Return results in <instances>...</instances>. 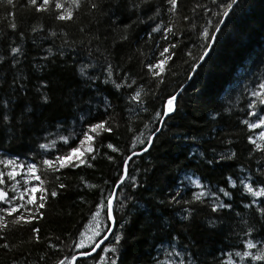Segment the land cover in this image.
I'll list each match as a JSON object with an SVG mask.
<instances>
[{
  "label": "trees",
  "instance_id": "trees-1",
  "mask_svg": "<svg viewBox=\"0 0 264 264\" xmlns=\"http://www.w3.org/2000/svg\"><path fill=\"white\" fill-rule=\"evenodd\" d=\"M14 3V9L0 7V17L8 11L15 13L14 17L0 19V55L6 57L0 66V76L4 78L0 81V96L11 97L14 114L29 107L34 115L23 127L13 119L10 132L0 128V155L38 161L39 153L43 151L38 145L46 142V134L56 133L59 126V131L67 135L66 129L79 127L81 115L84 116L83 123L108 119L112 132L96 138L94 160L85 157L84 165L42 176L49 192L44 208L40 209L42 215L23 226L10 224L8 230L0 233L4 237L0 239V245H9L8 248L0 247V264H55L59 258L70 256L72 249L68 245L91 220L101 190L107 193L118 182L123 158L145 149L152 132L155 135L151 146L128 162V177L136 178V187H132L130 178H125L117 189L119 199L115 201L113 215L115 228L100 249V255L115 258L117 264H156L157 261L167 264L169 259H175L177 264L180 259H184L185 264H219L227 260L224 253L235 256L236 251L245 250L241 241L247 238L242 232L246 226L240 223L241 217L264 235L261 227L264 220L254 209L243 207L255 198L244 193L239 184L240 178L252 175L255 179L258 170L264 168V157L251 151L252 146L246 139L249 130L240 123L247 118V104L253 99L248 92L264 80V0H239L238 7L230 12L217 35L213 24L221 17L212 15L218 9L211 0H177L174 16L165 11L168 5L163 4V0H150L148 7L140 13L145 23L133 24L128 30V39L123 42L118 37L123 33V23L129 22L128 15L121 16L117 22L119 27H116L110 26L107 18L99 13L95 14V19L85 15L86 9L82 8L75 23L65 24L55 21L47 13L21 7L26 0H14ZM108 3L109 0H104L105 8ZM198 3L211 11L196 8ZM157 6L161 10L160 16L148 21L147 16ZM132 19H136L135 14ZM9 20L16 23L15 30L7 26ZM169 20L174 24L176 35L162 31L149 35L151 26L161 23L163 28ZM36 25H43V31L33 33L31 29ZM80 26H85L86 33L91 28L92 34L99 35L100 39H93L89 44V37L79 31ZM62 28L68 33L69 41H77L74 46L62 47ZM205 28L214 34L215 40L209 51L210 46L207 48V56L198 64L205 45H211L213 41L201 36ZM49 31L57 32V37L49 36ZM20 33H23V40ZM162 35H167L168 39H162ZM114 39L117 40L115 45ZM81 40L83 44L79 43ZM173 44L175 47L169 49L173 53L172 59L164 65L163 83L156 87V81L146 75L143 64L154 60L160 50ZM17 45L21 46L23 55L13 66L9 49ZM106 63L113 65L112 79L117 83L121 78L127 83L135 78L136 83L120 90L111 81L104 83L106 74L102 66ZM83 64L94 65L87 70V76L95 79L90 81L79 74L78 68ZM125 72L128 77H124ZM14 77L22 78L20 84L24 85V91L19 90V84L12 85ZM41 82L47 87L38 92ZM138 87L144 88L142 96L146 112L128 100V95ZM181 88L176 112L156 131L163 116L156 118L155 112H162L167 97L177 94ZM41 92L48 95L47 104L41 101ZM105 99L110 107L106 108L102 103ZM129 108L134 111L130 112ZM136 136L145 143H134ZM108 143L119 151L108 149ZM233 152L232 159L219 160V155ZM108 156L113 159L109 160ZM214 156L219 162L208 164ZM186 175L198 178L206 190L223 187L230 191L231 198L218 195L224 202L232 203L233 209L212 213L208 203L170 204L172 190ZM229 176L237 181V188L226 183ZM85 182L95 187H88ZM183 183L188 185L183 190L185 199H190L188 189L199 191L186 180ZM58 184L65 187L58 188ZM53 189L57 191L54 198L50 195ZM186 208L191 209L189 220L183 219ZM100 219L104 229L103 210ZM209 219L215 221L214 226L209 227ZM107 226L111 227L110 221ZM33 227L38 229L36 234L31 231ZM106 233L102 231L97 241ZM115 234L121 235L117 251L104 253V247L115 244ZM170 252H180L181 256L169 257ZM94 257L95 260L90 258L91 264L99 260V255ZM245 260L243 264H264L247 257ZM83 261L80 259L78 264Z\"/></svg>",
  "mask_w": 264,
  "mask_h": 264
},
{
  "label": "snow or ice",
  "instance_id": "snow-or-ice-1",
  "mask_svg": "<svg viewBox=\"0 0 264 264\" xmlns=\"http://www.w3.org/2000/svg\"><path fill=\"white\" fill-rule=\"evenodd\" d=\"M213 6L218 9V11L212 12L213 16L221 17L213 24V28L216 32L220 30V25L224 24V19L230 16V12L234 11L239 5V0H211ZM150 0H109L108 7H104V0H26L24 5L21 7H28L34 9L36 13H47L55 21L67 23H75L77 17L81 13V9L85 8V15H88L95 19V14L99 13L102 17H106L109 21L110 26L115 25L119 27L117 23L120 21L121 16L128 15L129 22L123 23V33L119 35L118 40L120 42L126 41L128 39V30L135 23H145V19L141 17L140 13L148 7ZM163 4L168 5L165 10L167 13L172 14L173 16L177 11V0H163ZM0 7H6L9 9H14L16 7L14 0H0ZM196 8H201L204 11H211L203 4H197ZM196 9L194 8L193 11ZM160 7H155L151 15L147 16L148 21H154L156 17L160 16ZM119 13V15H118ZM136 15V19H132V15ZM15 13L13 11H8L5 16L0 17V19H6L9 17H14ZM185 20L188 19L187 16L184 17ZM91 23V21H90ZM122 23V21H121ZM209 24H212V21H208ZM10 29L15 30L17 25L13 20H9L7 25ZM174 24L169 20L166 26L161 28V23H155L154 26H151L149 35L152 33L163 32L165 34L176 35L173 32ZM43 31V25H36L32 27L31 31L33 33L37 31ZM79 31L84 33L88 39V43L91 44V41L99 40V35H93L91 28L89 31L85 32V26H80ZM116 31V28H113V32ZM2 34V33H0ZM57 32L49 31V36L57 37ZM60 36L62 37V47L63 46H74L77 41H69L67 39L68 33L64 32L63 28L60 31ZM201 36L205 37L207 40L215 39L213 33L209 31L208 28H205L201 32ZM21 40H23V33H20ZM164 40L168 39L167 35H162L161 37ZM107 39V37H105ZM117 42L116 39L113 40V45ZM79 43L83 44L84 41L81 40ZM210 45H205L204 52L200 55L199 59L203 60L204 56L207 54V48ZM170 47L174 48L175 45H170L164 47L159 51V56L154 60H149L147 63L143 64V69L146 70V75L151 77L156 81V87H159L163 83V72L164 65L172 59L173 53L170 52ZM96 51L99 52L100 49L97 47ZM60 54L63 55V51H60ZM9 55L11 57V63L14 66L20 61L19 56L23 55V51L20 45L10 46ZM103 55V53H101ZM142 55V53H141ZM191 55V53H189ZM6 61L4 55H0V66H2ZM92 64H83L78 68V72L81 76H86L88 80H93L96 77L87 76V70L93 68ZM103 73L106 74L104 83L112 82L114 87L117 90H120L122 87L131 88L133 84L136 83L135 78L131 79V83H127L126 80L121 78V82L117 83L112 79L114 75L113 65L111 63H106L105 66H102ZM118 72L119 69H116ZM127 72L124 73V77H128ZM3 76H0V81H3ZM21 77H14L12 80V85L19 84V90L24 91V85L20 84ZM47 85L41 82L40 86L37 88V91H40V88H46ZM15 90V89H14ZM142 94H144V88L138 87L134 90L133 93L128 95V100L134 102L140 111H147V108H144L145 103ZM249 96L253 99H250L247 104L248 111L246 112L245 119L241 120L242 123L248 130L249 134L246 139L248 143L252 146L251 151L259 152L262 157H264V80L258 82L251 90L248 92ZM155 95V93H153ZM40 99L45 104L49 102V97L46 93H40ZM176 96L169 95L164 102L163 111H156L155 117L160 118L161 116L171 117V114L176 112ZM102 103L107 107H110L107 100H103ZM129 111H134L133 108H129ZM34 115L32 109L29 107H24L19 110L18 113L14 114V110L11 104V97L7 99L4 96H0V128H4L7 131H11L12 121L15 119V122L21 127L25 126L30 117ZM79 127L73 126L69 129H66L67 135L59 131V126H57L56 133H47L44 137V143H40L38 148L43 150L39 153L40 159L37 161L35 158L32 160H21L19 157H9L7 155H0V233L5 232L9 229V225H19L23 226L26 223L31 222L34 219H38L42 213L40 209H43L45 206L46 197L49 195L48 189L45 187V179L42 178L44 174L55 175L59 173L62 169L65 168H76L80 165L86 163L85 157H90L95 159L94 143L97 137L101 136L103 133L112 132V126L109 125L108 119L100 120L97 122L83 123L84 116L81 115ZM75 125V122H74ZM147 127V124L145 125ZM131 130V129H130ZM159 129H156L158 131ZM155 135V132H152L147 142L150 144L152 137ZM134 143H139L143 145L145 140L140 139L139 136L134 137ZM231 143V141H227ZM59 145V146H58ZM108 149H111L113 152H118L119 149L114 147L111 143L106 145ZM146 150V149H145ZM251 154V152H250ZM132 155H136L133 152ZM203 156V153L200 154ZM235 156V153L230 155H219V160H230ZM131 156H125L123 158V164L121 166V176L118 182L113 185V187L105 193L103 190L100 192V199L95 205L96 211L92 214V219L89 223V226L84 230L79 232L78 238L71 241L68 245L72 249V254L70 256H64L59 258L55 264H78L80 259H85L92 257L93 253L97 252L98 248H101L103 240L97 241V238L101 236L102 231L112 232V228L107 226V221H114L113 217V205L114 200L119 199L117 196L116 189L120 188L124 182L125 178H130L133 183L132 187H136L134 176L128 177L127 165ZM109 160L113 158L108 156ZM219 160L214 156L213 159L207 161L208 164H213L214 162L218 163ZM91 167V164H88ZM194 175V174H193ZM56 179H59L57 176ZM186 180L188 184L194 186L199 191H191L190 199L184 198V189L188 188V185L184 184L183 181ZM226 183L233 189L237 188V181L234 180L231 176L226 177ZM86 184V182H85ZM239 184L242 186L243 192L247 193L251 197L255 198L243 205L245 209H254V212L259 214L260 219L264 220V168L258 170V174L254 179L252 175H247L239 179ZM88 187H95V185H87ZM58 188H64L65 185L58 184ZM221 193L224 197L231 198L232 193L225 190V188L220 187L214 191L206 190L205 186L200 182V180L194 179L192 176H184L183 180L179 182L175 189L172 190V194L169 197V203L184 205H191L194 203H208L212 213H217L221 210L233 209L232 203L224 202L221 200ZM38 194V195H37ZM51 197L57 196V191L53 189L50 192ZM208 198H211L210 200ZM246 198V197H245ZM122 203V202H121ZM123 206V203H122ZM103 210L105 216V227L101 229L100 227V214ZM185 215L184 220H189L191 215V209H184ZM27 213V215H26ZM237 215H240L237 213ZM11 217V219H8ZM240 223L244 224L246 227L242 229L243 236L247 237L241 241L244 251H236L235 256L240 258V261L243 262L244 259L250 258L252 261H262L264 262V235H260V230L255 227L253 224H249L247 220H244L241 217ZM209 227L215 225V221L209 219L207 221ZM123 227V225H121ZM264 228V225H261ZM33 234L38 232V229L33 227L31 229ZM257 235H253V233ZM4 237L0 235V239ZM37 240L38 236H34ZM107 236H104V240H107ZM173 240L176 237H172ZM121 240L120 234H115V244L110 248L104 247L103 252L107 253L111 251L115 253L117 251L116 245L119 244ZM259 245V247H258ZM0 247L8 248L9 245L4 243ZM54 247V246H53ZM255 249V252L251 251ZM99 255V260L96 261V264H117L116 259H109L104 255ZM227 257V260H222L219 264H236V261L232 259V254L230 252L224 253ZM169 257L175 256L180 257V252H170L168 253ZM95 260V257H92ZM156 264H160V261H157ZM167 264H177L173 260L169 259ZM178 264H185L184 259H180Z\"/></svg>",
  "mask_w": 264,
  "mask_h": 264
},
{
  "label": "water",
  "instance_id": "water-1",
  "mask_svg": "<svg viewBox=\"0 0 264 264\" xmlns=\"http://www.w3.org/2000/svg\"><path fill=\"white\" fill-rule=\"evenodd\" d=\"M224 19V22H225V19L226 18H223ZM223 26V24L222 25H220L219 27L221 28ZM213 42V41H212ZM209 51V50H208ZM207 51V52H208ZM203 60H201L198 64H200L201 62H202ZM195 69H197V66L195 67ZM192 76V75H191ZM181 91H182V88L180 89ZM180 90L178 91V93L177 94H175V96H176V101H175V105H177V98H178V96H179V94L181 93L180 92ZM174 114V113H173ZM172 115V114H171ZM168 116H163L162 117V120H161V123H160V128H159V130L162 128V126H163V123H164V120L167 118ZM158 130V131H159ZM150 146H148L147 148H145L146 150L149 148ZM142 150V151H140V152H135L136 153V155H139V154H142L143 152H145L146 150ZM136 155H130L131 157H134V156H136ZM128 169V168H127ZM116 191H117V189H116ZM114 202H115V200H114ZM114 206V205H113ZM113 215H114V212H113ZM114 217V216H113ZM114 221H115V219H114ZM114 225H115V222H113V221H111V228H112V232H113V228H114ZM112 232H108L107 234H106V236L108 237L107 238V240H104L103 238L101 239V240H103V243L101 244V248L105 245V243L108 241V239L110 238V236H111V234H112ZM101 240H99V241H101ZM98 241V242H99ZM101 248H98L97 249V252L101 249ZM96 252V253H97ZM96 253H93L92 254V256H94ZM89 258V257H88Z\"/></svg>",
  "mask_w": 264,
  "mask_h": 264
},
{
  "label": "rangeland",
  "instance_id": "rangeland-1",
  "mask_svg": "<svg viewBox=\"0 0 264 264\" xmlns=\"http://www.w3.org/2000/svg\"><path fill=\"white\" fill-rule=\"evenodd\" d=\"M217 33L218 32H216L215 33V35H217ZM215 40V39H214ZM214 40H213V42L211 43V45H210V47L208 48V50H210L211 49V46L213 45V43H214ZM207 54H208V52H207ZM207 54L204 56V58L207 56ZM204 60V59H203ZM201 61V60H200ZM183 91V90H182ZM182 91L180 90V92L182 93ZM178 99V98H177ZM72 126H73V124H72ZM116 201V200H115ZM114 205H115V202H114ZM95 212V211H94ZM93 212V213H94ZM113 212H114V206H113ZM92 219V218H91ZM91 221V220H90ZM90 221H88L85 225H84V228L82 229V230H84L86 227H88L89 226V223H90ZM100 221H101V219H100ZM111 222V221H110ZM115 224H116V222H115ZM100 227H101V229H102V224L100 223ZM114 228H115V225H114ZM114 228H113V231H114ZM81 230V231H82ZM113 233V232H112ZM105 236V235H104ZM101 250H99L97 253H99ZM251 251H253V252H255V250H251ZM242 252V251H241ZM97 253L95 254V255H97ZM105 253V252H104ZM94 255V256H95ZM94 256H92V257H94ZM92 257H89V258H85V259H90V258H92ZM236 258V259H235ZM232 259L233 260H235L236 262H237V264H243V263H245V259H244V261L243 262H241L240 261V258L239 257H236V256H232ZM96 261H98V260H96ZM96 261L94 262L95 264H96ZM173 261L175 262V259H173ZM168 262V261H167Z\"/></svg>",
  "mask_w": 264,
  "mask_h": 264
},
{
  "label": "flooded vegetation",
  "instance_id": "flooded-vegetation-1",
  "mask_svg": "<svg viewBox=\"0 0 264 264\" xmlns=\"http://www.w3.org/2000/svg\"><path fill=\"white\" fill-rule=\"evenodd\" d=\"M84 261H83V264H91V262H92V259H83ZM95 264V263H94Z\"/></svg>",
  "mask_w": 264,
  "mask_h": 264
},
{
  "label": "bare ground",
  "instance_id": "bare-ground-1",
  "mask_svg": "<svg viewBox=\"0 0 264 264\" xmlns=\"http://www.w3.org/2000/svg\"><path fill=\"white\" fill-rule=\"evenodd\" d=\"M148 146H151V143H150ZM148 146H147V147H148ZM147 147H146V148H147ZM143 150H144V149H143ZM106 234H107V233H106ZM103 237H104V236H103ZM103 237H102V238H103ZM102 238H101V239H102ZM101 239H99V240H101Z\"/></svg>",
  "mask_w": 264,
  "mask_h": 264
}]
</instances>
